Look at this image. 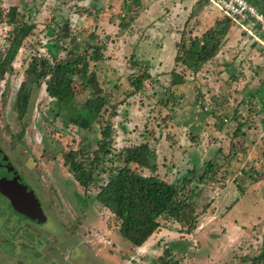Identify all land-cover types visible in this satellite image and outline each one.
<instances>
[{"label":"rangeland","instance_id":"374dc122","mask_svg":"<svg viewBox=\"0 0 264 264\" xmlns=\"http://www.w3.org/2000/svg\"><path fill=\"white\" fill-rule=\"evenodd\" d=\"M125 1L2 0L0 51L11 30L2 22L10 6H17L23 19L36 27L23 41L12 70L0 80V147L22 183L36 191L35 203H40L46 219L31 223L30 218L15 216L10 210L8 215L38 232H49L54 240L45 258L49 263L53 256L52 264H151L173 242L180 244L173 249L178 264H252L251 258L264 246V117H256L255 104H247V100H255L254 91L260 99L264 97L259 81L264 78V46L254 38L264 43L260 22L255 20L251 29L254 36L230 23L218 54L195 74L179 65L177 70L185 71L187 82L171 85L182 29L200 35L223 16L204 0H135L128 3L129 8ZM80 6L87 9L84 16L78 13ZM128 16L134 20L120 29L119 22ZM67 19L81 27L78 47L85 40L106 44L103 59L91 66L108 97L107 110L113 105L114 111L111 117L104 112L93 131L65 125L53 113L45 83L38 85L26 71L32 58L47 55L44 46L51 29ZM132 54L148 65L150 73L135 93L129 79L137 70L131 63ZM254 74L259 76L256 83ZM247 80L252 85L245 86ZM24 82L31 96L20 119L15 97ZM74 86L79 106L88 90L77 82ZM262 103H258L260 109ZM107 119L113 128L111 152L147 141L156 151L158 174L169 181L188 178L192 167L202 166L209 158L226 163L227 174L222 177L221 169L215 182L199 183L191 178L186 183L184 193L191 195L199 212L192 234L182 235L178 224L163 221V229L152 236L150 247H133L119 236L114 215L94 198L96 187L85 190L68 171L65 153L77 149L83 138L89 140V150H94ZM239 122L247 129L243 131L242 126L235 134ZM23 128L21 140L15 141L11 134Z\"/></svg>","mask_w":264,"mask_h":264},{"label":"trees","instance_id":"16d2710c","mask_svg":"<svg viewBox=\"0 0 264 264\" xmlns=\"http://www.w3.org/2000/svg\"><path fill=\"white\" fill-rule=\"evenodd\" d=\"M133 2L135 0H126L125 8H129L128 3ZM86 10L84 6H80L79 15L84 16ZM2 11V0H0V13ZM3 17L2 22L9 25L11 30L8 32L5 49L0 51V80L12 70L14 59L23 41L36 27L34 22L23 19V14L15 5L10 6ZM133 20V16L122 18L119 22L120 29H126ZM229 27V19L220 17L213 26L200 35L190 30L185 33L182 29L181 38L176 43L171 85L187 82L185 71L177 70L179 65L195 74L215 57L224 44ZM78 28L81 27L74 25L71 19L57 24L53 31L51 29V38L44 46L47 55L32 58L26 71L31 80L37 81L38 85L41 82L45 83L47 94L53 100V113L55 116H61L65 125L72 124L83 130L93 131L95 123L98 119H102L104 112H107V117H111L114 111L113 105L107 110L108 97L99 84L95 67L91 66L92 63L103 59L106 44L85 40V45L78 47V43L82 41L78 35L80 31ZM93 36L94 32H91L90 37ZM130 59L137 69L129 75L133 87L132 93H135L143 87L150 73L148 65L135 60L134 54ZM263 81L264 78L260 80L261 86ZM75 82L79 83L83 90H88L87 98L79 106L75 102ZM256 93L257 91L253 92L255 100H247V104L250 106L255 104L253 109L257 117L264 114V109L259 108V98ZM30 96L28 83H22L15 97V109L20 119L27 112ZM242 126L243 131L247 129L244 123L239 122L235 134L239 133ZM23 132L24 128L18 134H11V137L15 141H20ZM99 132L101 137L94 150H89L90 142L87 138H83L77 149H70L65 153L64 163L85 190L96 187L94 198L118 221L119 236L129 241L133 247H140L163 228V221L178 224V232L182 235L192 234L198 225L199 212L191 195L184 193L186 183L190 182L191 178L199 183L215 182L221 169L224 171L222 177L227 174L223 167L226 163L219 164L209 158L202 166L192 167L188 171L190 174L188 178L184 176L180 180L169 181L158 174L156 151L147 141L126 146L113 154L111 152L113 128L108 119ZM236 148L234 150H237ZM177 246L180 244L173 242L165 247L151 264H178L174 254L176 252L173 251ZM251 259L252 264L264 263V246Z\"/></svg>","mask_w":264,"mask_h":264},{"label":"flooded vegetation","instance_id":"af4514ba","mask_svg":"<svg viewBox=\"0 0 264 264\" xmlns=\"http://www.w3.org/2000/svg\"><path fill=\"white\" fill-rule=\"evenodd\" d=\"M259 3L257 5L263 8L262 11L253 3V0H249V2L253 3L258 12H260L264 18V0H256ZM255 1V2H256ZM19 175L17 180L22 184V187L26 190H30L33 193L35 198V190L28 187V185H24L20 180V174L16 167L11 162L9 156L5 153V151L0 147V180L5 183L8 179L12 182H15L16 179L13 178L14 175ZM37 192H39L37 190ZM24 198L29 197V193L27 191L22 192ZM10 196L4 193L1 190L0 185V264H52L55 262V258L50 256L49 263L46 262L47 258H45L46 254H50V249L52 246V242L54 238H50L49 232H38L35 227L32 225L26 224V222L21 221L20 218L10 217L9 210L14 212L13 214L16 216L17 214L28 217L31 223H35L36 221L44 222L46 216L43 214L44 209L36 200H32L30 202L31 208L32 204L35 207V211H38V217L32 218L29 215L18 211L12 204V200L10 197H13L14 193L10 192ZM40 194V193H39ZM54 196V195H53ZM30 201V200H29ZM44 201V205H45ZM33 210V212H35ZM16 213V214H15ZM10 217V220L9 218ZM26 226V227H25ZM23 230H26L24 232ZM24 232V233H23ZM51 242V243H49Z\"/></svg>","mask_w":264,"mask_h":264},{"label":"built area","instance_id":"2783aa9c","mask_svg":"<svg viewBox=\"0 0 264 264\" xmlns=\"http://www.w3.org/2000/svg\"><path fill=\"white\" fill-rule=\"evenodd\" d=\"M211 7L217 9L223 17L228 18L230 23L236 25L249 35L254 36L251 32L255 26V20L259 21V28L264 31V18L255 6L249 0H205ZM250 22L249 24L246 22ZM263 46L261 38L254 36ZM216 194H219V187H216ZM107 243H110L106 240Z\"/></svg>","mask_w":264,"mask_h":264},{"label":"water","instance_id":"95a60500","mask_svg":"<svg viewBox=\"0 0 264 264\" xmlns=\"http://www.w3.org/2000/svg\"><path fill=\"white\" fill-rule=\"evenodd\" d=\"M14 175V174H13ZM17 175H14L13 178L16 179L15 182H12L11 180L13 179H8L7 182L3 183L0 180V185H1V190L6 193L8 196H10V192L14 193L13 197H10V199L12 200V204L13 206L20 212L25 213L27 215H29L32 218L38 217V211H35V207L32 204V208H31V204L30 202L32 200H34V196L33 193L30 190H26L22 187V184L18 182L17 180ZM24 191H27L29 193V197L28 198H24L23 193ZM30 200V201H29ZM38 205V203H37ZM33 210L35 212H33Z\"/></svg>","mask_w":264,"mask_h":264},{"label":"crops","instance_id":"0c3cea01","mask_svg":"<svg viewBox=\"0 0 264 264\" xmlns=\"http://www.w3.org/2000/svg\"><path fill=\"white\" fill-rule=\"evenodd\" d=\"M245 32V31H244ZM264 32V31H263ZM256 60V59H255ZM257 62L259 61V60H256ZM254 75H256L255 76V78L256 79H253V80H255L254 81V83H256V80H258V78H259V76H258V74H254ZM250 78H252V77H250ZM250 80V79H249ZM249 80H247V82H245L244 84H248V85H245V86H249V85H252L251 83H249ZM261 80V79H260ZM259 80V81H260ZM260 87V86H259ZM263 88L262 89H264V85L262 86ZM257 95V97L259 98V103L261 102H264V97H261V99H260V96L258 95V94H256ZM263 106V105H262ZM262 109H264V107H262ZM263 117H264V114H263ZM163 229V228H162ZM162 229L158 232V233H160L161 231H162ZM157 233H155V234H153L152 236L154 237V235H156ZM152 236L149 238V239H147V241L142 245V246H140V247H137V249H141V248H145V247H150L149 246V241L151 240V238H152ZM147 243V244H146ZM145 244H146V246H145Z\"/></svg>","mask_w":264,"mask_h":264}]
</instances>
